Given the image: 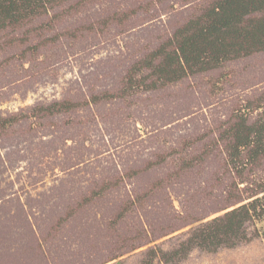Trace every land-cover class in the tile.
Instances as JSON below:
<instances>
[{
  "label": "rangeland",
  "instance_id": "374dc122",
  "mask_svg": "<svg viewBox=\"0 0 264 264\" xmlns=\"http://www.w3.org/2000/svg\"><path fill=\"white\" fill-rule=\"evenodd\" d=\"M215 2L58 0L0 28V264H264V158L229 156L240 118L264 122V51L140 86Z\"/></svg>",
  "mask_w": 264,
  "mask_h": 264
},
{
  "label": "trees",
  "instance_id": "16d2710c",
  "mask_svg": "<svg viewBox=\"0 0 264 264\" xmlns=\"http://www.w3.org/2000/svg\"><path fill=\"white\" fill-rule=\"evenodd\" d=\"M58 0H0V28L17 25L44 9L45 3ZM264 13V0H217L203 15L188 22L175 32L172 43L163 44L145 67L152 70L156 82L141 87L154 88L156 83L171 84L188 73L202 72L221 66L226 61L254 52L264 51V15L258 19L246 17ZM158 59V64L153 61ZM141 67H139L140 69ZM136 68H134V71ZM128 80L129 89L139 88ZM233 145L231 161L240 157L241 150H248V161L255 163L264 158V122L247 125L244 118L231 130ZM256 210V204L243 205L217 217L200 229L201 245L216 249L237 236ZM197 237V236H196Z\"/></svg>",
  "mask_w": 264,
  "mask_h": 264
}]
</instances>
